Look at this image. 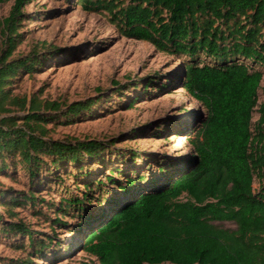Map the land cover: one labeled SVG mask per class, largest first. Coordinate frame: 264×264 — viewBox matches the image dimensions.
<instances>
[{
    "label": "trees",
    "instance_id": "16d2710c",
    "mask_svg": "<svg viewBox=\"0 0 264 264\" xmlns=\"http://www.w3.org/2000/svg\"><path fill=\"white\" fill-rule=\"evenodd\" d=\"M29 3L14 0L1 22L0 162L18 157L33 181L45 159L55 171L68 164L80 167L110 144L46 139V124L57 117L77 118L97 101L64 105L10 93L19 71L31 72L38 61L36 54L11 59ZM77 4L89 13H106L122 37L185 58L170 74L172 82L200 104L205 116L198 129L185 133L194 134L192 155L171 166L173 171L161 167L125 180L109 173L105 183H84L81 198L64 199L57 213L66 216L72 210L71 217L78 220L70 231L78 237L67 252H83L98 264H264V102L258 103L264 76V0ZM255 112L259 119L253 123ZM213 222L236 228H217ZM5 230L27 236L33 253L45 249L24 224L10 223Z\"/></svg>",
    "mask_w": 264,
    "mask_h": 264
},
{
    "label": "rangeland",
    "instance_id": "374dc122",
    "mask_svg": "<svg viewBox=\"0 0 264 264\" xmlns=\"http://www.w3.org/2000/svg\"><path fill=\"white\" fill-rule=\"evenodd\" d=\"M13 2L0 4V32ZM23 13L20 42L11 59L36 54L38 61L31 72L19 71L10 93L64 105L97 101L77 118L57 117L46 124V139L97 140L110 147L80 167L68 164L55 171L45 159L33 181L18 157L0 162V264H98L83 252H67V245L78 237L70 232L78 220L71 217L72 210L66 216L57 213L60 203L81 198L84 183H105L109 173L125 180L161 167L173 171L191 157L194 134L185 133L198 129L204 109L172 82L170 74L185 58L122 37L106 13L83 11L77 0H30ZM148 81L154 84L146 88ZM258 98L259 104L264 102V76ZM258 119L255 112L252 122ZM156 129L162 133L156 134ZM55 219L67 225L59 226ZM10 223L24 224L45 249L33 253L27 236L5 230ZM212 224L236 228L230 222Z\"/></svg>",
    "mask_w": 264,
    "mask_h": 264
}]
</instances>
